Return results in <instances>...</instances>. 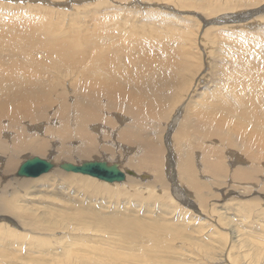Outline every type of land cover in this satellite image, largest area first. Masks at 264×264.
<instances>
[{"label": "rangeland", "instance_id": "obj_1", "mask_svg": "<svg viewBox=\"0 0 264 264\" xmlns=\"http://www.w3.org/2000/svg\"><path fill=\"white\" fill-rule=\"evenodd\" d=\"M24 1H27L26 4ZM69 1L73 3L68 4ZM113 1L115 4L106 0H0V19L6 22L11 20L13 17L11 7H15L14 11L18 12L17 5L37 7L39 12L34 14L40 19H37L36 23L43 19L47 30L45 36L53 44L60 41L70 44L77 41L86 42L88 37L94 39V31L106 27V37L110 39V43L124 36L131 41L138 38L139 50L148 44L152 51L155 48L154 53H157V57L169 54L178 67L177 72L181 73L177 77L178 87H175L176 79H173L171 85L174 86V90L173 92L172 88L168 90L170 95L168 100L170 101L165 109L170 106L169 111L166 110L169 113L173 110L175 103H180L183 100L181 107L184 108L182 111L184 116L189 111V119L197 112L201 100L212 99L209 95L215 93L214 89L221 87L225 80L230 81L220 73L221 68L233 66V71L237 72L235 68L237 63L231 62L234 57L238 58L243 54L244 59L249 64L254 68H259L261 74L264 73V0ZM125 25L126 27H124ZM67 27L69 28L67 29ZM141 36L144 38L139 40ZM170 42L171 44H169ZM168 49H172L173 52L168 51ZM174 49L176 52L181 50L180 54L176 53ZM111 54L113 53L109 52V55ZM118 56L125 57L123 54H118ZM49 57L53 64L59 60L52 52ZM175 58L179 59L178 62ZM183 60L185 63H182ZM182 65L183 67H181ZM64 71L63 76L59 75L60 78L56 74L61 84H65L66 81L69 83L68 81L72 79L71 73L66 72L67 70ZM50 73V75L55 74L54 71L53 73L50 71ZM64 76L66 77L64 78ZM175 88H181L184 92ZM61 89L64 92V86ZM229 89L232 95L241 98L250 96L257 99L261 98L254 94L253 86L248 81L232 84ZM187 90H190L189 93ZM179 93L180 95H178ZM224 93L222 92V95ZM185 98L186 101H184ZM178 109H180V105ZM207 110V105H204L202 112L204 121ZM261 110L264 112L263 109ZM125 116L123 119L128 121V117ZM183 118H180L176 123L175 132L181 124L180 121L183 122ZM153 121L156 120H149L150 126L158 127L159 124L156 123V126H153ZM2 124L6 128L7 121H0L1 127ZM157 129L162 131L163 128L158 127ZM221 132L225 133L221 134ZM235 134L227 128H219L210 136L214 137L213 143H215L214 148L217 154L216 157L212 158L214 163H211L210 166L197 157L196 153H202L203 149L197 148V143L192 145L196 150L193 151L196 157H194L195 160L192 159L195 170H191L190 175L193 174L192 176L195 177L197 173L198 179H201L200 181L203 183V191L201 194H197L194 190H190L194 199L188 198L189 201H187L185 194L183 195L180 191V193L178 192L180 195L177 192H171V187L179 178L178 174L176 178L173 173H171V181H166L165 178L164 181L167 184L159 188L161 191L156 189L151 193V189L147 190L148 186L139 192L133 191L134 188L132 187H120L116 188V191H108L95 186L84 189L81 183H71L68 184L70 187L65 189L66 184L54 185L55 180L52 175H47L48 178L44 182L38 179L43 174L35 179L29 178L35 181H33V187L30 186V189H27V184L22 187L24 189L6 194L5 197H7L9 204L0 206V264H264V180H260V178H264V160L261 161L254 146L240 144L235 138ZM200 138L202 137L200 136ZM153 139H156L162 146L159 132ZM184 146L186 147L185 144ZM204 146L207 149L210 148L207 145ZM169 150L170 154H176L174 143L172 145L169 143ZM58 151L59 158L67 153L65 149ZM226 152L231 153L225 155ZM236 153L246 162L243 168H241L242 165L233 163V155ZM249 154H255L257 158L250 159L248 158ZM168 155L169 152H167L166 158ZM31 157L41 158L43 156L28 153L20 155L18 163L12 171L13 174L10 173L12 178L26 182L24 181L26 178H19L15 175L21 163ZM74 159L79 161L71 162L79 163L84 160H91L81 159L79 156L74 157ZM219 165L222 167H219L221 172L208 173L210 168ZM231 165L234 166L231 167ZM231 168H234L233 173L231 174L229 171V175L227 173ZM145 172L150 174V172ZM215 173L218 174L216 177ZM219 180H223L222 185L219 184L221 183ZM231 180L233 182L259 183L258 192L254 190L255 188H250L244 190L245 193H243L234 183L231 185L228 183ZM180 182L189 190V185L183 179H180ZM157 186L160 187L159 184ZM247 187L249 186L247 185ZM226 189H230L227 194H225ZM223 195H227L225 199H223ZM65 201H72V207L78 205L80 208L81 205L80 211L88 209L85 210L87 214H89L88 211H91L90 214L95 213V215L98 212L100 216L105 214L106 217V211L109 210L107 214L111 217L114 212L117 218L118 213H120L122 215L119 217L123 218L126 223H120L119 228L113 227L110 232H107L108 229L105 226L98 225L96 228L99 227V230H97L93 225L94 230L92 231V226H87L91 222L88 218L86 220L84 218L85 221L89 220L88 224H84V220L79 222L78 219L79 224L74 223L75 212L73 213L72 210L75 207H71L73 218L71 217L70 220L73 222L68 220L69 224L68 222L50 221L52 215L55 219V214H58L56 210H54L55 214L50 211L49 213L52 215L48 214L45 219L43 218L46 217L45 212L42 213V219L38 215L42 211L37 210L38 213H35L37 211L34 207L41 206L43 208V206H47L49 208L55 205H63ZM25 202L30 203L28 204L30 209L23 206ZM75 203L77 204L74 205ZM80 203H83L84 207ZM98 206L99 208H97ZM21 208L24 209V212ZM92 208L95 210L93 213ZM31 209L35 211H31ZM30 211L36 214V218L39 216V221L34 220L35 216ZM28 214L32 215V219ZM48 217L50 219L47 224ZM43 219L46 220V226H49L46 229ZM50 222L51 224H49ZM70 224H73L74 228L71 225L70 229L68 227ZM84 226L88 232L83 228ZM95 230L99 232L95 233ZM138 246L142 247L141 251L136 250ZM67 251L68 255H66ZM112 251H116L115 256ZM109 252L110 254H107ZM106 257L110 259L107 260Z\"/></svg>", "mask_w": 264, "mask_h": 264}, {"label": "bare ground", "instance_id": "obj_2", "mask_svg": "<svg viewBox=\"0 0 264 264\" xmlns=\"http://www.w3.org/2000/svg\"><path fill=\"white\" fill-rule=\"evenodd\" d=\"M106 1L114 3L113 0ZM70 2L72 1H69L68 4H70ZM31 4L32 2L30 5ZM16 8L18 12L14 11L15 7H11L13 13L11 20L6 22L0 19V121H7L6 128H4V124H2V127L0 125V206L9 204L7 197H5L6 194L24 189L22 187L27 184V189H30V186L35 182L30 179H35L39 176L32 175L30 171L19 173V167L27 160L26 159L18 167L15 175L19 178H26L24 180L26 182H22L23 180L19 179L15 180L11 177V174H13L12 171L18 163L19 156L25 153L43 156L41 158L31 157V159H42V162L50 163L49 169L38 178L39 180L44 182L48 178L47 175H52L55 180L54 185L66 184L67 186L64 187L65 189L70 187L68 184L71 183H81L84 189L95 186L108 191H116V188L120 187H132L134 188L133 191L139 192V190L148 186L147 190L149 191V189H151V193L156 189L161 191L159 188L167 184L164 181L165 178L167 179L166 181H171V173H173V175H176V178L178 176L179 178L175 181L176 183L173 184V187H171V192L178 193L180 191L183 195L185 194L187 201H189L188 198L194 199L190 190H194L197 194H201L203 191V183L200 181L201 179H198L197 173L195 177L192 176L193 174L190 175V171L195 170L192 159L196 157L195 152H193L195 148L192 147V145L197 143V148L203 149V151H201L202 153H196L197 157L210 166L211 163H214L212 158L217 155L216 149L214 148L215 143H213L214 137L210 136L219 128H227L236 133L235 138L240 144L254 146L261 161L264 160V112L261 110H264V73L261 74L259 68H254V66L249 64V62L244 59L243 54L241 57H234L231 59V62L237 63L235 66L237 72H234L235 70L233 71V66H231V68L220 69V73L230 81L225 80V83L221 87H217L216 90L214 89L215 93L213 95L208 94L212 99L203 98L205 100H201L197 112L189 119V111L185 116L182 111L184 108L183 106L181 107L183 100L180 102L181 104L178 102L175 103L173 110L169 113L166 110L170 106L165 109V106H167L170 101L168 100L170 97L168 90L170 88H172V92L174 90V86L171 85L173 79H176L175 87H178L177 77H179L181 73L177 72L178 67H176L175 63L172 61V56L169 54H162L163 56H160L158 53L160 57H157V53H154L155 48L152 51L148 47V44H144L146 46L145 48L142 44L143 48L139 50L138 38L135 40V37L133 38L134 40L131 41L130 39L127 40V38H125L126 36H124L110 43V39L106 37V27L94 31V39H89L88 37L86 42L74 41V44H70L67 42L61 43L60 41L53 44V42L47 40L45 36V34L47 35V30L43 19L36 23V20L40 19L39 16L34 14L39 12L37 7L17 5ZM170 15H172V13H170ZM124 27H126V25ZM68 28L69 27H67V29ZM140 38L144 37H139V40ZM62 42H64V40H62ZM169 44H171V42ZM163 47H165V45H163ZM159 49H161V47H159ZM176 49H174L175 52ZM169 50L173 52L172 49H168V51ZM108 51L113 54L109 55ZM180 51L177 52L180 54ZM51 52L59 59L58 62L54 64L49 57ZM161 52H163L162 49ZM118 54H123L125 57H120ZM178 60L176 59L177 62ZM182 63H185V61L183 60ZM181 67H183V65ZM64 70L71 73L72 76L69 75L72 79L68 81L69 83L64 81L65 84H61L58 78H60L59 75L63 76V73H65ZM50 71L52 73L54 71L55 74L50 75ZM56 74H58V78ZM65 77L66 76H64V78ZM244 81H248L249 84L253 86L254 94L261 98L257 99L253 96L241 98L229 92L231 89H229V86ZM62 85L65 89L64 92L61 89L63 87ZM178 89L181 90V88ZM181 91L184 92V90ZM222 92H225L224 95H222ZM178 95H180V93ZM184 101H186V98ZM179 105L180 109H178ZM204 105L208 107L205 121L202 118ZM124 115L128 117V121L123 119ZM180 118H183V122L180 121L181 124L178 126L177 132H175V125ZM152 119L156 120L153 121V126H156L155 123L159 124L158 127L163 128L162 131H159L157 126H150L148 122ZM158 132L160 133L162 146L156 139H153ZM224 133L225 132H221V134ZM195 136L197 139L196 142ZM200 136L202 138H200ZM226 142H228V140H226ZM169 143L171 145L174 143L177 151L176 154H170L171 149L169 150ZM204 145L210 148L207 149ZM59 149H65L67 152L60 158L57 154ZM167 152H169V155L166 158ZM228 153L226 152L225 155ZM76 156L81 157V159L91 160H84L79 163L71 162L79 161L74 159ZM162 156L164 157L163 159ZM233 158V163L242 165L241 168L244 167L246 162L237 153L233 155ZM248 158L256 159L257 157L255 154H249ZM90 162H97L98 164L105 163L106 165H97L94 168L93 175H84L65 170L63 172L61 171L62 169L60 170V165L79 167ZM197 162L199 163V161ZM168 163L169 167L167 166ZM113 165L117 167V170L123 176L121 182H114L116 179V172L113 173ZM233 166L234 165H231V167ZM200 167L202 168V165H200ZM219 167L220 165L215 168H210L208 173L221 172L220 168L222 167ZM233 169L234 168L229 169L227 174H229V171L232 174ZM145 171L150 172V174ZM216 175L218 174L215 173V177ZM180 179H183V181L189 185V190L180 182ZM260 180H264V178H260ZM220 181L221 180H219V182ZM222 181L219 184L222 185ZM228 183H230V185L234 183L243 193H245L244 190L250 188H255L254 190L258 192L259 183L233 182L232 180ZM158 184L160 187L157 186ZM247 185L249 187H247ZM166 187L169 188L168 186ZM229 190L230 189H226L225 194H227ZM223 196V199H225L227 195ZM181 197L183 196L181 195ZM21 201L23 202V200ZM30 203L25 202L23 206L28 208V204ZM76 204L77 203L74 205ZM80 204L83 205V203ZM72 205V201H65V204L52 206L53 208H48L47 206H43L42 208L39 205L41 208L34 207V209L36 208V211H42L41 214H38L41 216V219L43 217V212L46 213V217H43L44 219L47 218L48 214L52 215V213H49L50 211L54 213V210H56L58 212V214L54 213L55 219L53 218L54 215H52L53 219L48 217L47 224L49 219L50 221L52 220L51 222L56 221L64 223H67L68 220L72 223L75 219L74 223L77 222L79 224V222H82L81 220H84V218L86 220L88 218L91 222L87 226L91 225L92 231L94 230V226L95 229L99 230V227H96L101 225L107 227V232H110L113 227L119 228L120 223H126L123 218L119 217L120 213H118V216L116 215L117 218L114 212L111 214L113 216L110 217L107 214L109 210L107 212L103 209V211H106L108 217H105V214L102 215V217L98 212L95 215V213H93V211H95L93 208V214H90L91 211H88L89 214H87L85 210L88 209H82L83 213L80 211L81 205L80 208L78 205H76V207L73 206L75 207L73 208ZM71 207L73 208V213L75 212L74 218L71 215ZM77 208L79 209L77 210ZM97 208H99V206ZM28 209H30V207ZM28 209L27 211H29ZM23 210L24 209H22V211ZM31 211H33V209H31ZM38 211L35 213H38ZM98 211L100 212V210ZM32 214L35 216L34 220L39 221V216L36 218V214ZM29 216H31L30 218L32 219V215ZM71 217L73 220H70ZM27 219L29 220V217ZM44 219L43 221L46 229L49 226H46V220ZM1 220L4 221V219ZM85 220L83 223L88 224L87 222L89 220ZM51 222L49 224H51ZM71 225L74 228L73 224H70L68 227ZM78 228L80 229V226ZM83 228H85V226ZM66 229L68 230V228ZM79 229L78 231H80ZM85 230L87 231L86 228ZM97 230H95V233L99 232H97ZM102 232L103 230L101 233ZM70 245L73 244L70 243ZM136 250L141 251L142 247L138 246ZM68 251L66 255H68ZM115 252H113L114 256ZM107 254H110V252Z\"/></svg>", "mask_w": 264, "mask_h": 264}, {"label": "water", "instance_id": "obj_3", "mask_svg": "<svg viewBox=\"0 0 264 264\" xmlns=\"http://www.w3.org/2000/svg\"><path fill=\"white\" fill-rule=\"evenodd\" d=\"M42 159H36V158H30L27 159L19 168V173H25L27 171L32 172V175H41L45 173L49 167L50 163H45L41 161ZM105 166V163L98 164L97 162H90L88 164H83L81 166H72V165H60V169L63 171H71L74 173H81L84 175H93L94 173V168L97 166ZM116 172L115 174V181L114 182H121L123 180L122 174L117 170V167L113 165V173Z\"/></svg>", "mask_w": 264, "mask_h": 264}]
</instances>
